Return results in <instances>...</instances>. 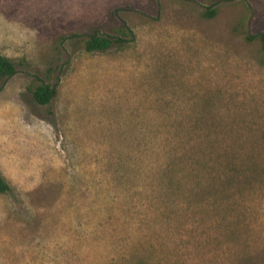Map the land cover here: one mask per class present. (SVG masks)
<instances>
[{
  "label": "rangeland",
  "instance_id": "rangeland-1",
  "mask_svg": "<svg viewBox=\"0 0 264 264\" xmlns=\"http://www.w3.org/2000/svg\"><path fill=\"white\" fill-rule=\"evenodd\" d=\"M261 32L264 0H0V264H264Z\"/></svg>",
  "mask_w": 264,
  "mask_h": 264
},
{
  "label": "trees",
  "instance_id": "trees-1",
  "mask_svg": "<svg viewBox=\"0 0 264 264\" xmlns=\"http://www.w3.org/2000/svg\"><path fill=\"white\" fill-rule=\"evenodd\" d=\"M215 15V10H207L203 13L204 18H212ZM131 33V32H129ZM258 39L261 42L262 49L264 50V32L257 34L256 36L246 37L247 41ZM125 44V40L122 37H111L106 35H98L94 33L88 36L85 41L84 49L87 52H105L112 47H122ZM15 63L7 57L0 55V83H5L16 74ZM34 102L38 105L49 104L56 96L57 87L56 85H50L48 83H41L39 85H31L27 89ZM235 171V169H232ZM226 174H224L225 177ZM10 192V186L6 180L0 174V195Z\"/></svg>",
  "mask_w": 264,
  "mask_h": 264
}]
</instances>
